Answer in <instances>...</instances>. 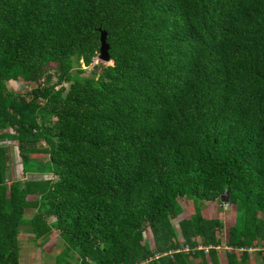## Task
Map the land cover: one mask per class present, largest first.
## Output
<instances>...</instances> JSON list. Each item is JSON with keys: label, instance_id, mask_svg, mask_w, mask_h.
<instances>
[{"label": "trees", "instance_id": "obj_1", "mask_svg": "<svg viewBox=\"0 0 264 264\" xmlns=\"http://www.w3.org/2000/svg\"><path fill=\"white\" fill-rule=\"evenodd\" d=\"M99 27L111 63L86 74ZM0 138L50 174L14 177L0 144V264H20L21 225L36 245L56 231L66 264H222L200 201L225 189L224 264H246L264 251V0H0Z\"/></svg>", "mask_w": 264, "mask_h": 264}, {"label": "rangeland", "instance_id": "obj_2", "mask_svg": "<svg viewBox=\"0 0 264 264\" xmlns=\"http://www.w3.org/2000/svg\"><path fill=\"white\" fill-rule=\"evenodd\" d=\"M99 62L106 64V63H111V60L103 61L95 56L90 65L88 66L82 65V67L85 68L84 73L89 74L90 70L93 68V65ZM51 65L53 64L51 63ZM6 83L8 88L15 91L22 92L30 87V83L28 81L23 80L22 78L10 79ZM0 144L8 145L10 147V153H11L10 170L12 171L14 177L23 179L29 177L50 176L49 173L23 174L22 164H21L20 156L18 154V148L16 142L6 138H0ZM181 202L183 205H185L183 212L180 213L176 218L172 219V223L177 230H179L177 220L180 217L191 215V211H192V205H191L192 203L190 199L183 198L181 199ZM200 205L202 207V211L205 216L218 217L222 221L220 236L223 242L221 244H218L219 247L217 248H219V255L221 256V258H223L222 261H224L225 260L224 250L230 248V246L224 243V241L227 238L228 226L233 222L234 206L233 205L230 206L228 205V203L222 201L220 203L218 200H213V201L203 200L200 201ZM32 211L33 209L30 208L27 209L25 211L26 213L24 216L26 217L30 215ZM143 235L146 241L148 242L150 248L153 249L154 242L150 230L148 228H145V230L143 231ZM38 240L44 242L40 245H36L33 241L32 233L27 232L25 230V225H21L19 232V259L22 262V264H56V259L59 256L61 258L62 264H66L67 261H72L71 257L73 256V254H71V256L69 255V253L62 254L64 247L63 241L58 236L56 231L53 232L49 237H47L46 240H43V238H39ZM262 244H264V241L260 242V245ZM161 254L163 253L155 252L153 257H157Z\"/></svg>", "mask_w": 264, "mask_h": 264}, {"label": "water", "instance_id": "obj_3", "mask_svg": "<svg viewBox=\"0 0 264 264\" xmlns=\"http://www.w3.org/2000/svg\"><path fill=\"white\" fill-rule=\"evenodd\" d=\"M99 29V50L98 53L96 54V57L103 60V61H109L110 60V56L108 53V43L106 41V31L104 29H101L100 27ZM220 201L222 202H226L228 203L229 200V194H228V190L225 189L221 194H220Z\"/></svg>", "mask_w": 264, "mask_h": 264}, {"label": "crops", "instance_id": "obj_4", "mask_svg": "<svg viewBox=\"0 0 264 264\" xmlns=\"http://www.w3.org/2000/svg\"><path fill=\"white\" fill-rule=\"evenodd\" d=\"M263 254H264V251H263ZM262 253H256V252H252L249 256V261L246 263V264H263V255ZM223 258H221L220 256V260H221V263L224 264L225 263V260L222 261ZM20 260V259H19ZM20 264H22V262L20 261Z\"/></svg>", "mask_w": 264, "mask_h": 264}, {"label": "built area", "instance_id": "obj_5", "mask_svg": "<svg viewBox=\"0 0 264 264\" xmlns=\"http://www.w3.org/2000/svg\"><path fill=\"white\" fill-rule=\"evenodd\" d=\"M217 247H219V245H217L216 248H217ZM184 248H185V249H184ZM197 248H204V250H207V247L202 246L201 244H198V245H197ZM257 248H258V247L248 246V247H247V250H248L249 252H251V251L256 250ZM263 248H264V245H263ZM181 249L187 251V250L189 249V247H188L187 245H185V246H183ZM218 249H219V248H218ZM176 250H178V249H176ZM168 252H170V251H168ZM164 253H166V252H164Z\"/></svg>", "mask_w": 264, "mask_h": 264}]
</instances>
